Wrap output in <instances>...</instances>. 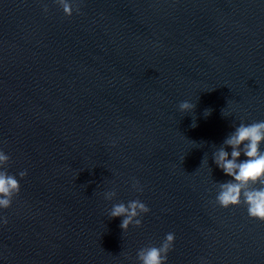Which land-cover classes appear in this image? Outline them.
I'll list each match as a JSON object with an SVG mask.
<instances>
[{"label": "water", "instance_id": "95a60500", "mask_svg": "<svg viewBox=\"0 0 264 264\" xmlns=\"http://www.w3.org/2000/svg\"><path fill=\"white\" fill-rule=\"evenodd\" d=\"M262 119L264 0H0V149L27 169L0 264H139L169 232L166 264H264V220L216 202L213 162ZM137 198L122 230L106 208Z\"/></svg>", "mask_w": 264, "mask_h": 264}, {"label": "clouds", "instance_id": "9594fccd", "mask_svg": "<svg viewBox=\"0 0 264 264\" xmlns=\"http://www.w3.org/2000/svg\"><path fill=\"white\" fill-rule=\"evenodd\" d=\"M74 0H56L67 15L72 13ZM47 10V5H45ZM78 11V9H77ZM195 108L190 99L181 100L178 109L188 113ZM210 109H204V115L210 114ZM224 115L223 109L221 110ZM193 126H195L193 124ZM10 156L0 149V209L11 207L13 199L20 192V182L17 177L27 175V169L13 174L7 171L5 165ZM213 162L229 179L217 182L216 202L228 207L243 202L247 206L250 217L264 220V119L252 122L240 121L233 125V130L223 139L220 147L213 153ZM132 188L142 192L143 186L136 178H132ZM104 199L114 201L116 190L103 192ZM148 206L140 199L112 202L106 208L110 218L120 217L119 227L122 230L130 224L140 225L141 213L148 212ZM7 218L0 215V223L7 224ZM174 234L166 233L159 245H149L137 250L139 264H166L167 253L172 248Z\"/></svg>", "mask_w": 264, "mask_h": 264}]
</instances>
